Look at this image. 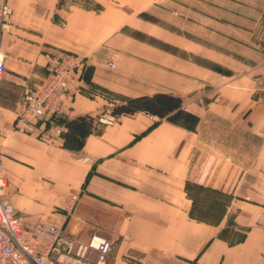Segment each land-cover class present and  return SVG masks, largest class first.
<instances>
[{
    "label": "crops",
    "instance_id": "obj_1",
    "mask_svg": "<svg viewBox=\"0 0 264 264\" xmlns=\"http://www.w3.org/2000/svg\"><path fill=\"white\" fill-rule=\"evenodd\" d=\"M57 1L7 0L11 15L0 21V53L6 55L0 165L5 197L22 226L61 223L58 214L76 195L64 231L81 244L93 236L109 240L106 264H264V37H252L263 28L264 0H185L191 8L187 26L184 20H176L171 32L160 26L161 39L175 44L178 55H210V90L194 100L189 95L198 87L187 90L182 75H176L175 89L166 88L167 75L154 86L149 62L133 61L110 73L99 62L102 14L59 8ZM87 20L95 24L97 49L87 64L90 85L79 78L77 92L59 95L65 107L49 126V140L32 133L36 126L15 124L13 130L24 95L46 79L51 55H88L87 42L77 41L78 34L87 35L73 24ZM162 65L189 68L177 58ZM99 88L124 97L112 101L89 91ZM13 89L17 97L9 100ZM155 94L179 97L181 120L144 111L121 115L104 124L101 134L79 137V150L63 148V120L95 118L114 102ZM200 191L222 198L219 218H193ZM202 199L217 206L210 195ZM95 259L90 251L88 262Z\"/></svg>",
    "mask_w": 264,
    "mask_h": 264
},
{
    "label": "rangeland",
    "instance_id": "obj_2",
    "mask_svg": "<svg viewBox=\"0 0 264 264\" xmlns=\"http://www.w3.org/2000/svg\"><path fill=\"white\" fill-rule=\"evenodd\" d=\"M184 1L185 0H58L57 4L59 8L67 9L69 7H75L91 14H102V16L99 17V62H104L110 73L114 75L119 67H125L128 63L133 61L149 62L152 63L150 64L152 78L149 80L154 86H156V83L161 77L167 75L168 84L166 88L169 90L175 89L172 85H174V81L177 79L176 75H182L185 78L184 81L187 90L192 89L195 85L198 87L192 94L189 95V100H194L197 99V96L200 95L201 92L207 94L210 90L207 83L211 74H213L211 73L213 72V69L212 67L210 68V63L212 62L208 60L209 54L201 53L193 55H178L176 53L177 48L175 47V44L166 42L160 37V26L166 25L169 28V32H171V29H175L176 20H180V22L184 20V27L187 26V22L191 20L189 12L191 8L188 5H185ZM3 2L6 3L10 10L9 14L4 18L5 20L1 21L6 22L11 15V8L8 5L7 0H1L0 6ZM200 8L201 10H204L203 7ZM73 24L77 26L78 33L82 31L85 35H87V37L80 38L78 34L77 41L81 45H85L84 42H87L88 55L86 54V56H82L75 53V51L72 53L57 51V53L55 52L52 54L47 66L48 72L46 79L40 85L38 84L33 88L28 89L24 95V105L20 106L19 114L17 113L19 115L18 117L21 118L22 116H27L28 113L31 112V114H29L31 117L33 113L32 108L33 105H35L34 114L37 116L40 115V119H36V121H34V125L39 127L45 136L48 134L50 125V123H47L48 119L46 118V113L53 111L52 106L50 105V103L53 102V91L50 90V82L64 72L68 74V71H71L73 80L76 76L78 79L81 78L83 71L86 67H88V62L94 61L95 54L97 53L96 39L94 40V38H92V36L96 34L95 24L90 20L83 23ZM263 31L264 20L263 28L258 27L257 34L252 36L256 42L260 39L256 37L261 35L264 37ZM168 39L169 41L171 39V41L175 43V38L168 37ZM200 40L207 42L205 39ZM261 47L264 50V42L261 43ZM176 58L181 60L184 64L187 63L189 68L177 70L175 68L168 67L166 70L163 67L162 63H168L170 65V63H173ZM111 61L114 63L113 67L110 66ZM191 66H193V69ZM143 67H145V65H143ZM80 68L81 70L79 71ZM142 71H145V69H142ZM125 72L128 74L129 71L125 70ZM63 77L67 82V75ZM143 81L147 84V78H144ZM66 84V87L70 88V90L72 87L75 89V92L79 90L78 85L74 88V83L71 85V82H67ZM89 91L91 94L97 93L99 97L112 101H121L124 97L120 94L102 88H99V91H95L93 89ZM45 93L46 95L40 99L39 97ZM68 94L73 95L74 93L68 92ZM16 97L17 93L14 89L8 93L9 100H15ZM88 97L92 98L91 95H88ZM42 99L44 100L42 101ZM61 101L60 107L64 103L63 98ZM113 104L116 105L115 102ZM111 107L112 106L105 108L102 112L95 115V118H98L99 120L105 116L113 117L109 113ZM38 108L42 112L41 114L39 113ZM32 121L33 120H31L29 124H31ZM15 124L16 123H13L12 125L13 130L15 129ZM4 132L5 131H3V134ZM47 136V139L49 140L50 137L49 135ZM206 195H210V197L217 202V206H215V204H206V201H203L202 199ZM197 198L198 201L195 203L197 206L195 208V213L200 214L202 218H219V210H221L220 207L222 205L221 197L216 194L213 195L200 191L197 193ZM69 215L70 214L65 215L64 222ZM60 216L62 215L58 214L59 218H61Z\"/></svg>",
    "mask_w": 264,
    "mask_h": 264
},
{
    "label": "built area",
    "instance_id": "obj_3",
    "mask_svg": "<svg viewBox=\"0 0 264 264\" xmlns=\"http://www.w3.org/2000/svg\"><path fill=\"white\" fill-rule=\"evenodd\" d=\"M10 10L6 3L0 6V21L9 14ZM5 61L6 56L0 53V80L5 74ZM111 67L114 63L111 61ZM69 70V69H67ZM81 68L79 69V71ZM67 75V82L74 83L76 88L78 77L72 79L71 71L68 74H63L55 77L50 82V90L53 91V100L50 105L53 111H49L46 114L49 126L53 124V119L61 115L64 111V104L61 105L60 94L66 93V97H70L68 92L75 93V89L70 90L67 88L66 79L63 77ZM63 77V78H62ZM82 80V79H81ZM47 93V90H46ZM45 94H42L39 98H43ZM44 99H42L43 101ZM33 101V100H32ZM35 105H33L32 116L28 113L27 116H22L16 122L19 129L26 128V126H34V121L40 119V115L34 114ZM39 113L42 112L38 108ZM37 117V118H36ZM113 117L105 116L100 118L102 123H108L113 120ZM31 124H29V122ZM4 127L0 124V137L2 136ZM37 136L44 135V139H47V135L43 133L39 127H35L32 130ZM50 137V135H49ZM7 187V181L2 173L0 165V264H91L88 262V254L90 251H94L96 259L93 264H106L108 255L111 251V242L106 239L92 237L88 243L81 244L69 237L63 228V222L65 215L70 214L73 209L74 203L77 201V196L72 195L65 207V213L62 215L61 223L55 222H37L34 224H27L22 226L21 219L17 216L13 206L9 200L5 197V190Z\"/></svg>",
    "mask_w": 264,
    "mask_h": 264
},
{
    "label": "trees",
    "instance_id": "obj_4",
    "mask_svg": "<svg viewBox=\"0 0 264 264\" xmlns=\"http://www.w3.org/2000/svg\"><path fill=\"white\" fill-rule=\"evenodd\" d=\"M92 67L88 66L83 71L81 78L84 83L90 85L91 82ZM181 99L172 95L155 94L153 96H141L135 98L125 99L122 103L113 105L110 109V114L113 118H117L121 115H131L135 112L144 111L151 115H156L159 118H165L169 122L176 123L180 119L181 111ZM186 122L193 124L194 118L189 114H185ZM181 120V119H180ZM64 127L67 132L63 135L64 142L63 148H69V150H79L83 144V138L88 134H101L104 124L100 123L98 118L91 117L89 115L78 116L72 120H63ZM71 146H75V149ZM193 218L202 221V218L198 213H191Z\"/></svg>",
    "mask_w": 264,
    "mask_h": 264
},
{
    "label": "bare ground",
    "instance_id": "obj_5",
    "mask_svg": "<svg viewBox=\"0 0 264 264\" xmlns=\"http://www.w3.org/2000/svg\"><path fill=\"white\" fill-rule=\"evenodd\" d=\"M101 123H102V122H101ZM103 124H106V123H103ZM93 237H97V236H93ZM91 238H92V237H91ZM91 238H90V239H91ZM97 238H100V237H97ZM102 239H103V238H102Z\"/></svg>",
    "mask_w": 264,
    "mask_h": 264
}]
</instances>
